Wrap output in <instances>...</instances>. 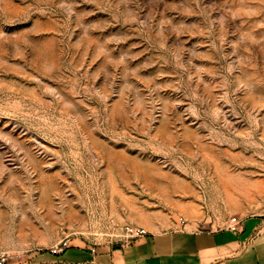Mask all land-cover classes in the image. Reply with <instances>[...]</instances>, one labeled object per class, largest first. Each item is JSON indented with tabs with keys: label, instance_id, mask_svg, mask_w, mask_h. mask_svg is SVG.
<instances>
[{
	"label": "rangeland",
	"instance_id": "obj_1",
	"mask_svg": "<svg viewBox=\"0 0 264 264\" xmlns=\"http://www.w3.org/2000/svg\"><path fill=\"white\" fill-rule=\"evenodd\" d=\"M264 217V0H0V250Z\"/></svg>",
	"mask_w": 264,
	"mask_h": 264
},
{
	"label": "crops",
	"instance_id": "obj_2",
	"mask_svg": "<svg viewBox=\"0 0 264 264\" xmlns=\"http://www.w3.org/2000/svg\"><path fill=\"white\" fill-rule=\"evenodd\" d=\"M179 226L116 245L70 241L62 254L35 253L25 264H264V217L242 219L238 232ZM8 264L13 263L11 260Z\"/></svg>",
	"mask_w": 264,
	"mask_h": 264
},
{
	"label": "built area",
	"instance_id": "obj_3",
	"mask_svg": "<svg viewBox=\"0 0 264 264\" xmlns=\"http://www.w3.org/2000/svg\"><path fill=\"white\" fill-rule=\"evenodd\" d=\"M182 224L183 227L186 226L185 223ZM241 224H242L241 217H233L229 220V224L227 225V227L233 232H238L240 230ZM149 235L150 233L142 227L129 226L126 227L125 229V240L123 241L128 242L135 239L147 237ZM69 247H70V240L64 239L60 241L56 246L52 247L49 252L55 255H59L65 252V250L68 249ZM10 260L11 259L9 253L0 250V264H8Z\"/></svg>",
	"mask_w": 264,
	"mask_h": 264
}]
</instances>
